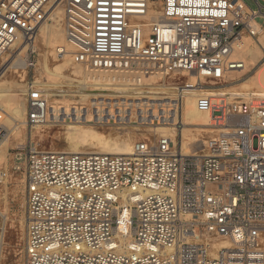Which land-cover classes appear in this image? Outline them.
I'll use <instances>...</instances> for the list:
<instances>
[{
	"label": "built area",
	"instance_id": "2783aa9c",
	"mask_svg": "<svg viewBox=\"0 0 264 264\" xmlns=\"http://www.w3.org/2000/svg\"><path fill=\"white\" fill-rule=\"evenodd\" d=\"M53 6L63 7L75 64L137 87L172 80L177 93L141 111L144 125L153 115L151 123L182 127L187 74L205 90L196 105L214 132L190 155L171 134L140 139L131 156L30 149L17 158L22 264H264V94L221 90L240 82L239 53L244 39L264 34L262 10L245 0H0V76L20 50L31 128L50 118L35 44ZM6 135L0 124V143ZM8 178L0 170V184Z\"/></svg>",
	"mask_w": 264,
	"mask_h": 264
},
{
	"label": "bare ground",
	"instance_id": "6f19581e",
	"mask_svg": "<svg viewBox=\"0 0 264 264\" xmlns=\"http://www.w3.org/2000/svg\"><path fill=\"white\" fill-rule=\"evenodd\" d=\"M37 38L39 42V47L45 50V52L40 55L42 60L41 64L43 65L44 72L51 74L54 77H62L65 73L69 72L70 76L73 77V81L77 83L78 88H81V90L85 93V96H83L80 92L82 96L78 95L71 97L72 101H69V104H72L73 108L69 110L66 108V106H64L67 102H65L64 97L58 94V87L55 86L56 84L47 86L51 89L46 90L41 84L42 82L38 80L42 92L47 96L49 101L50 118L48 120L47 125H45L46 127H48V125L51 123L55 124L67 121L71 122V117L73 116H75V118L73 119L74 123H93L94 117H96L97 123L117 124V122L120 120V124H126V118L123 116V110L119 107H116L120 106V102L114 104L112 102L108 103V101L105 102L106 100H110V98H113L114 100H120L123 98H128V101L133 100L132 104H128V101L123 103L126 106L127 104L130 105V107L126 110L128 112H130L129 110H131V116L135 114V107L137 108V112L144 111L148 106H153L156 102L172 98L175 95H171V93L175 94V92L177 91V88H175V86H173L172 84V80L164 79L159 76H151L145 79L142 85L137 87L134 86L132 81L127 77L112 75L110 73L102 71H88L81 65L75 64L72 56L74 50L66 40V33L64 27V10L61 9L60 6L51 7L49 9L48 14L44 17L43 20L39 22ZM242 45L243 46L241 47V52L239 53V56L245 60L246 68L242 72L237 73L233 76V79L238 81H240L246 74L250 73L264 56V50H262V47H264V34L262 29L261 36L258 39V43H256L251 38H246L243 40ZM59 48L64 49V54H58ZM20 53L21 52L19 50L17 51L16 55L13 56L15 60L9 68L17 69L19 67H23V60H21L22 54ZM51 59L58 60L60 62L53 69H50L49 66V62L51 61ZM5 73L6 72L4 71L3 75L0 76V82L2 81ZM184 77L188 78L187 80H184H186V82L190 84L189 87H192L179 89V95L182 97V109L178 116V119L179 121L182 120V125L184 126V128L177 129L173 125L164 126L163 124L160 125L156 121L151 123V121L154 120L153 115L150 116L151 121H149L150 123H148V126H152V131L150 130V132L152 133L151 136L154 135V137H156L158 134H171L175 140L176 146L180 150H182V154L190 155L203 147L205 135L210 132L209 127L211 117L209 114L200 112L197 109V99L205 93L204 89L195 87L198 78L194 75L189 76L187 74H185ZM168 81L170 82L169 84ZM244 85L247 89L252 90L250 92H232V88L235 89L238 85H234L233 87H226L221 90L224 92L231 93L233 97L243 98L256 94H264V71L259 72L258 75H256ZM151 86H153L154 88L153 91H147V96L141 95L142 89H149V87L151 88ZM159 86L161 87L159 88ZM139 90L141 92H139ZM167 90L174 91L167 92ZM134 94H138L139 96L132 97L131 95ZM18 97V94L11 95L9 93V89L5 87L3 83L2 85H0V110L5 111V117L7 118L5 120L3 119L2 121H0V124H7L9 126L16 125V127L10 131L11 134H20L22 133V131H25L20 129H22V127L25 125L27 126L25 106L24 103L21 104L22 100L19 97V101ZM76 98H79V105L77 104L78 101ZM73 99H76V101H73ZM101 99H103L104 101L102 100L103 102H99V100ZM136 101H139V103H136ZM83 115L84 117H82ZM36 128L45 127L41 126ZM66 131L67 147L64 151L66 153H81L82 147L91 146L92 149L100 150L102 154L121 156L132 155L133 141L131 137L119 140L111 139V137L106 136L103 131L99 132L95 128L79 125L68 126ZM9 137V135H6L5 141L0 143V161H2L4 157L6 158L5 155H7L6 152L7 145L9 143ZM3 162L4 161H2V163ZM1 166L3 167V165ZM4 166L6 168V164H4ZM6 182L1 183V185L5 186L7 184ZM6 218L7 217L4 211L0 208V219L3 220V222H0V261L2 253L4 251V244L7 242L6 234H3L5 231V227L1 225V223L3 224L6 222ZM220 247L227 248L229 247V245L226 242H221Z\"/></svg>",
	"mask_w": 264,
	"mask_h": 264
},
{
	"label": "rangeland",
	"instance_id": "374dc122",
	"mask_svg": "<svg viewBox=\"0 0 264 264\" xmlns=\"http://www.w3.org/2000/svg\"><path fill=\"white\" fill-rule=\"evenodd\" d=\"M248 4H250L252 7L255 9H261L262 13L264 14V0H245ZM61 9H63L62 6H60ZM51 23V22H50ZM260 25L264 28V19L259 20ZM258 39L256 38L254 41L258 43ZM39 42L38 38H36V48L38 51V64H37V76L39 80L42 82L41 84L44 86L46 90H49L51 88H48L47 86L49 85H54L57 86V91L58 94L62 97L65 98V102H67L64 106H66L67 109H72L73 105L69 104V101L71 100V97L73 96H78L82 95L85 96L84 91L81 90V88H78L77 83L73 81V77L70 76V73L67 72L65 73L62 77H54L51 74H48L44 72L43 70V65L42 60L40 55L45 52L43 48L39 47ZM44 50V51H43ZM262 50H264V47H262ZM43 51V52H42ZM264 53V52H263ZM16 55V54H15ZM15 58H12L7 64L6 67H10L12 63L14 62ZM60 63L58 60L51 59L49 62L50 69H53L56 65ZM8 70V72H7ZM264 71V56L262 59L257 63V65L254 67V69L246 74L238 84L235 89L232 88V92H250L252 89H247L244 84L248 83L252 78H254L256 75H258L259 72ZM5 75L0 82V85L2 83L9 89V93L11 95H19L21 98V104L24 103V83H22L20 79V74L22 73L21 67L19 68H9L5 70ZM67 77V78H66ZM184 79L188 78H183L182 81H186ZM170 82L168 81V84ZM161 86H159L160 88ZM233 87V86H232ZM153 86L149 89H142L141 95H146L147 91H153ZM80 90V91H79ZM145 91V92H143ZM174 90H167V92H173ZM81 92V93H80ZM177 92V91H176ZM175 92V94H176ZM50 93V92H48ZM174 93L171 95H175ZM81 95V96H82ZM93 96V95H92ZM132 97L134 96H139L138 94L131 95ZM18 97V100L20 101V98ZM77 99V104L79 105V98ZM76 99H73V101ZM110 98V100H106L105 102L108 101V103H119L120 109L123 110V116L126 117L125 123L126 124H120L118 121L117 124H105V123H97L96 117H94V121L92 122H80V123H74L72 118L71 122H62V123H51L48 125V127L44 126L45 128H31L30 126H23L22 129L20 130H25L22 131L20 134H15V133H10V131L16 127V125H5L7 135H9V143L7 145V155L6 156V161L3 158L2 161H0L1 165L3 167H0V170L7 171L9 174V180L7 179V184L1 185L0 184V190H1V198H0V208L4 211L6 215L5 223H1L5 227V231L3 234H6V239L7 242L4 244V251L2 253L1 261L0 264H22L21 260V251H22V246H23V240H24V234H25V212H24V207H25V202H24V195H25V184H24V159L18 161L17 158H24L25 154L30 150V149H37L38 151H53V152H64L67 147V127L72 126V125H79V126H85V127H92L95 128L97 131L102 132L106 134V136L111 137V139H126L128 137L132 138L133 145L139 141L142 138L145 137H151L153 139H156L157 136L159 137L160 135L158 134L156 137L151 136V128L152 126H147L142 123L141 120V111L137 112V108H134V115L130 116V112H128L126 109L130 107L128 104H132L133 100H127L128 98H123V99H113ZM103 99L99 100V102H103ZM128 101L127 106L124 105L123 103ZM20 103V102H19ZM136 103H139V101H136ZM153 103V102H152ZM113 104V105H114ZM122 104V105H121ZM132 109V108H131ZM86 110V109H85ZM127 111V112H126ZM128 114V116H127ZM95 116V115H94ZM84 117V115H83ZM86 117V116H85ZM132 117V118H131ZM4 120L7 119L5 116L3 118ZM118 120V119H117ZM182 123V120H180ZM25 127V128H24ZM154 128V127H153ZM184 126L180 129H183ZM202 128V127H201ZM148 129V130H147ZM209 133L205 135L204 139H207L210 137V134L214 132L210 127H209ZM152 131V130H151ZM147 132V133H146ZM150 132V136H149ZM146 133V134H145ZM14 135V136H13ZM23 135V136H22ZM25 135V136H24ZM146 135V136H145ZM23 138H22V137ZM25 137V138H24ZM5 139H3L2 142H4ZM205 141V140H204ZM25 143V144H24ZM23 146V147H22ZM81 153L84 154H92V153H101L100 150L92 149L91 146H86L82 147ZM6 164V168L4 166ZM19 167L20 169H17ZM5 168V169H4ZM4 186V187H3ZM2 187V188H1ZM7 188V189H5ZM4 190V191H3ZM6 193V194H5ZM6 195V198H5ZM2 199V200H1ZM6 199V200H4ZM5 202H4V201ZM2 202V203H1ZM8 202V203H7ZM4 204V205H3ZM6 205V207H5ZM4 206V207H3ZM8 215V216H7ZM9 219V220H8ZM0 219V222H3V220ZM7 224V225H6ZM21 224V225H20ZM24 224V225H23ZM19 226V227H17ZM18 230V231H17ZM10 231V232H9ZM15 233V234H14Z\"/></svg>",
	"mask_w": 264,
	"mask_h": 264
}]
</instances>
